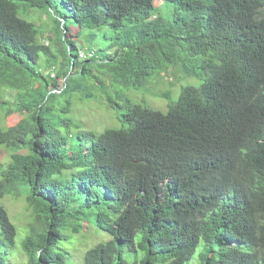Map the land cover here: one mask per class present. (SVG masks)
Masks as SVG:
<instances>
[{
    "label": "trees",
    "instance_id": "trees-1",
    "mask_svg": "<svg viewBox=\"0 0 264 264\" xmlns=\"http://www.w3.org/2000/svg\"><path fill=\"white\" fill-rule=\"evenodd\" d=\"M165 2L170 20L155 15V0H0V88L15 103L0 108L25 115L0 131V146L24 152L0 166V199L24 192L34 217L27 264H66L64 227L107 235L84 264H185L201 242V264H264V0ZM22 6L52 17L55 50L20 18ZM68 19L107 29L118 48L81 61ZM181 41L198 58L199 88H183L167 114L107 94L124 126L71 133V99L92 66L111 87L140 89L177 63ZM41 55L55 77L40 72ZM16 236L0 204V263Z\"/></svg>",
    "mask_w": 264,
    "mask_h": 264
},
{
    "label": "rangeland",
    "instance_id": "rangeland-1",
    "mask_svg": "<svg viewBox=\"0 0 264 264\" xmlns=\"http://www.w3.org/2000/svg\"><path fill=\"white\" fill-rule=\"evenodd\" d=\"M57 1L61 6L62 0ZM155 15L170 20L174 16L173 6L165 2V0H155ZM19 16L23 20L32 23L39 32V37L43 42H48L52 46V42L50 41V37L54 32L52 17H49L41 9L25 8L23 6L19 10ZM68 27L70 28V40L76 42L79 50L85 51L87 54L85 58H81V53L79 52L81 61L87 60L91 55L90 52L95 54L97 51L113 55L118 48L116 44L114 45V41L107 29L101 32L98 30L80 31V28L70 19H68ZM88 33H95L97 37L89 41L86 38ZM107 33L108 40L104 39V35ZM52 48L53 50L56 49L54 46ZM177 49L179 52L177 63L167 70L155 72L146 86L140 89L121 86L111 87L109 85V74L104 70H98L92 66V74L81 81V90L74 94L71 99L70 111L67 114V118L71 121V133L75 135L79 131H87L99 136L106 129L119 130L124 126L116 118L115 109L110 107V103L106 97L107 94L114 102L122 104L124 99H128L132 104H139L162 114H167L170 106L178 101L183 88H199L203 83L201 69L194 67L198 58L186 56L183 41L180 42ZM38 66L40 67V72L46 77L55 73L47 64L44 55H41ZM55 67L58 69L59 64H56ZM187 69H192L194 74L188 75ZM99 82H102V85ZM57 85L61 87L63 80H57ZM88 94L92 96L87 97ZM13 96V92L4 87L0 88V104L8 102L14 107ZM60 116H63V114H60ZM22 117H25V115H21L18 112L8 113L4 108H0V131H5L19 124ZM16 153L24 152L14 147L0 146V166L5 168L11 160V156ZM19 189L16 188L11 193L6 192L4 197L0 199V204L6 209L17 232L15 247L11 248L8 246L3 248L6 262L0 264H27V258L22 250V243L30 233L29 225L34 217L28 208L24 192L21 193ZM61 234L62 240L60 243L66 251L68 258L66 264H84L85 252L108 239L106 234H103L101 238L97 237L94 231L89 228H86L80 234H74L67 227H64ZM139 240L140 236H138L136 244ZM204 246V242H201L191 259L185 264H201L199 255L203 251ZM240 248L246 250L244 245H240ZM140 256L143 257L144 254L140 253ZM123 258L130 263L134 261L131 253L128 251H124Z\"/></svg>",
    "mask_w": 264,
    "mask_h": 264
},
{
    "label": "built area",
    "instance_id": "built-area-1",
    "mask_svg": "<svg viewBox=\"0 0 264 264\" xmlns=\"http://www.w3.org/2000/svg\"><path fill=\"white\" fill-rule=\"evenodd\" d=\"M80 53H81L80 54L81 55V58H85L87 56V54L85 52H83V51H80ZM53 69H55V68H53ZM52 77H54V74H52Z\"/></svg>",
    "mask_w": 264,
    "mask_h": 264
}]
</instances>
